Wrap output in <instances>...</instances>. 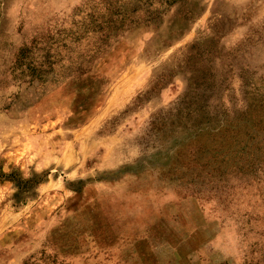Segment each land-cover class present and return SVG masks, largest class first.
<instances>
[{
  "label": "rangeland",
  "instance_id": "obj_1",
  "mask_svg": "<svg viewBox=\"0 0 264 264\" xmlns=\"http://www.w3.org/2000/svg\"><path fill=\"white\" fill-rule=\"evenodd\" d=\"M0 264H264V0H0Z\"/></svg>",
  "mask_w": 264,
  "mask_h": 264
},
{
  "label": "trees",
  "instance_id": "obj_2",
  "mask_svg": "<svg viewBox=\"0 0 264 264\" xmlns=\"http://www.w3.org/2000/svg\"><path fill=\"white\" fill-rule=\"evenodd\" d=\"M135 12V11H133ZM112 15H116L117 18L120 17L119 13L117 14H112ZM122 20L120 21V26H117L115 24H113L111 21H107L104 23H100L99 26L97 27V33L99 34L101 41L102 42H107L111 36H113L117 31H119L121 28H126L128 25L130 24H134L132 21L131 16H128L127 18H121ZM150 21V20H148ZM190 101H191V97L186 95L183 97L182 100V104L184 105H188L190 107ZM192 104V103H191ZM3 177H7V176H3ZM8 178H11V175L8 176ZM46 176L43 175L42 177H38V176H34L33 180L28 182L32 184V188H36L40 183L45 181ZM27 183V184H28Z\"/></svg>",
  "mask_w": 264,
  "mask_h": 264
}]
</instances>
